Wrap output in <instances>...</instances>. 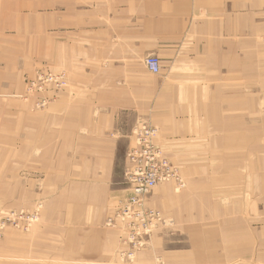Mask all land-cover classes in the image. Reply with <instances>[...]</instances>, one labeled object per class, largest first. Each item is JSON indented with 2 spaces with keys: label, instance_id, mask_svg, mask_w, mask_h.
<instances>
[{
  "label": "rangeland",
  "instance_id": "rangeland-1",
  "mask_svg": "<svg viewBox=\"0 0 264 264\" xmlns=\"http://www.w3.org/2000/svg\"><path fill=\"white\" fill-rule=\"evenodd\" d=\"M220 1L248 18L246 47L232 44L248 56L246 80L239 79L245 61L242 69L231 65L229 79L219 29L203 36L185 28L181 60L151 75L153 85L173 84L180 106L120 119L127 135L113 183L95 190L76 178L82 167L73 157L65 164L61 155H43L48 132L62 130L49 118L69 94L63 59H48L46 33L39 53L26 37L12 54L0 36V264H264V32L256 28L264 0ZM36 2L42 28L47 0ZM149 56L159 58H143L145 69ZM166 110L174 123L165 127ZM240 133L245 144L230 148L225 139ZM146 155L158 181L139 193L127 172ZM86 191L81 208L73 202Z\"/></svg>",
  "mask_w": 264,
  "mask_h": 264
},
{
  "label": "crops",
  "instance_id": "crops-1",
  "mask_svg": "<svg viewBox=\"0 0 264 264\" xmlns=\"http://www.w3.org/2000/svg\"><path fill=\"white\" fill-rule=\"evenodd\" d=\"M38 10L36 0H1L0 12L5 13L0 24L1 41L3 45L5 42L7 51L16 54L27 37L32 44H37L35 51L39 53L40 35L46 33L48 59L56 58L57 54L63 59L65 74L70 80L69 94L54 103L52 108L58 111L49 118V121H59L62 130L53 132L49 128L44 138L48 143L47 152L43 155L49 158L61 155L65 164L66 157H73L74 163L80 164L73 165L82 167L76 178L84 179L83 186L90 181L94 190L113 183L118 142L127 135L121 126L124 121L120 119L126 118L128 123V118L132 121L135 114L145 116L154 107L180 106L173 84L165 81L160 85L155 79L153 85L152 74L140 65L147 55H158L160 69L161 66L167 69L173 61L181 60L178 41L185 28L197 29L203 36H212L219 29L215 36L224 46L219 54L221 64L229 66V79L231 65L236 67L241 62L242 69L244 61L245 75L241 72L240 82L247 78L248 56H242L241 51L237 54L232 44L238 41L246 47L248 18L242 9L233 12L230 3L227 8L220 0H47V21L42 28L39 14L33 15ZM27 13H32V19L24 22ZM256 28L258 32L261 28L263 34L264 23H257ZM232 61L235 62L232 64ZM204 70L208 72L207 68ZM162 117L164 120L160 122L165 127L174 123L169 110ZM246 137L247 134L241 133L229 136L225 143L230 148L235 145L242 148ZM89 191L81 193L73 203L82 208L84 195L87 197Z\"/></svg>",
  "mask_w": 264,
  "mask_h": 264
},
{
  "label": "built area",
  "instance_id": "built-area-1",
  "mask_svg": "<svg viewBox=\"0 0 264 264\" xmlns=\"http://www.w3.org/2000/svg\"><path fill=\"white\" fill-rule=\"evenodd\" d=\"M146 69L152 74H157L159 69V60L157 57L149 56L145 60ZM150 154V153H149ZM148 154V155H149ZM146 157L141 158V160L133 161L130 169L127 172V176L130 179L132 186L137 190V192H143L147 189L152 188L158 181V177L155 173H152V170H146V165L152 163L153 160H150ZM145 160V163L142 161Z\"/></svg>",
  "mask_w": 264,
  "mask_h": 264
},
{
  "label": "bare ground",
  "instance_id": "bare-ground-1",
  "mask_svg": "<svg viewBox=\"0 0 264 264\" xmlns=\"http://www.w3.org/2000/svg\"><path fill=\"white\" fill-rule=\"evenodd\" d=\"M158 58V57H157ZM159 60V59H158ZM143 65H144V62H143ZM159 69H160V62H159ZM149 72V71H148ZM160 71H158V73H159ZM149 73H151V72H149ZM157 73V74H158ZM152 74V73H151ZM152 75H156V74H152ZM60 82H57V84H59ZM133 141H135V140H133ZM134 160H138V159H136V158H134ZM159 212V211H158ZM160 213V212H159ZM161 214V213H160ZM162 215V214H161ZM163 216V215H162ZM167 219V218H166ZM168 222H170L171 223V221H168ZM171 225H172V223H171ZM123 233V232H122Z\"/></svg>",
  "mask_w": 264,
  "mask_h": 264
}]
</instances>
